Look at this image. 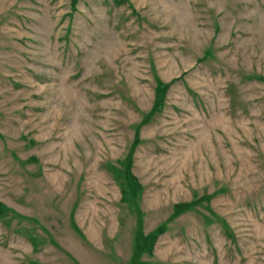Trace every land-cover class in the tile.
I'll return each instance as SVG.
<instances>
[{"label":"rangeland","instance_id":"1","mask_svg":"<svg viewBox=\"0 0 264 264\" xmlns=\"http://www.w3.org/2000/svg\"><path fill=\"white\" fill-rule=\"evenodd\" d=\"M0 264H264V0H0Z\"/></svg>","mask_w":264,"mask_h":264}]
</instances>
